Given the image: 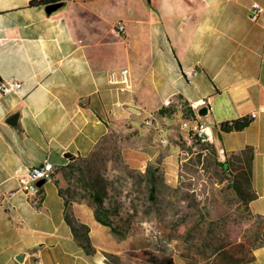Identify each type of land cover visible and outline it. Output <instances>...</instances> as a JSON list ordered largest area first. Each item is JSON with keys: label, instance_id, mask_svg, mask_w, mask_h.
Masks as SVG:
<instances>
[{"label": "crops", "instance_id": "obj_1", "mask_svg": "<svg viewBox=\"0 0 264 264\" xmlns=\"http://www.w3.org/2000/svg\"><path fill=\"white\" fill-rule=\"evenodd\" d=\"M31 1L0 0V81L22 83L15 93L0 91V264H151L132 257L142 249L105 247L107 226L89 205L74 202L73 215L97 247L87 253L65 220L55 181L29 197L19 177L66 153L89 156L121 126L138 130L140 141L125 153H163L151 138L174 143L164 153H179V136L190 143L180 121L164 113L143 122L168 100L178 113L208 108L199 116L218 153L252 147L256 196L248 206L264 216V12L250 18L251 5L264 7V0H59L51 13L50 0ZM121 69L132 83L125 93L111 79ZM246 116L252 121L243 130H221ZM254 253L245 264H264V244Z\"/></svg>", "mask_w": 264, "mask_h": 264}, {"label": "rangeland", "instance_id": "obj_2", "mask_svg": "<svg viewBox=\"0 0 264 264\" xmlns=\"http://www.w3.org/2000/svg\"><path fill=\"white\" fill-rule=\"evenodd\" d=\"M163 109L169 117L180 121L183 129L182 123L190 112L178 113L172 102ZM160 110L147 115L143 122L149 117L153 122L161 118L164 113ZM137 134L138 130L121 126L87 158L76 160L71 167L63 166L64 157L52 161L59 167L55 181H59L73 203L90 204V192L95 185L105 206L112 210L118 231L115 233L107 226L109 235L103 234L100 239L105 247L126 248V252L149 249L169 257L174 264H215L218 252L231 248L229 226L237 222L243 225L244 236L240 240L247 244L261 241L253 228L257 219L249 224L244 202L232 187L234 174L247 172L244 158L248 152L214 153L179 136L175 141L179 153H164L174 143L165 147L161 142H153V138L152 147H160L163 153H125V147L139 148ZM146 155L152 158L148 160ZM220 161L230 162L232 171L224 170ZM149 166L156 177L153 194L146 174ZM249 195L248 191L244 196Z\"/></svg>", "mask_w": 264, "mask_h": 264}, {"label": "trees", "instance_id": "obj_3", "mask_svg": "<svg viewBox=\"0 0 264 264\" xmlns=\"http://www.w3.org/2000/svg\"><path fill=\"white\" fill-rule=\"evenodd\" d=\"M53 3L59 2V0H50ZM43 3L42 0H32L31 5L35 4H41ZM161 113H165L164 109L160 110ZM190 112V111H189ZM197 114L190 112L187 119H191L196 117ZM252 121V117L246 116L242 118H238L232 121H226L221 124V130L224 132H231V131H239L246 128ZM195 145H199L198 143H195ZM200 147L207 148L210 151H213L214 153H217V149L212 144H204L200 145ZM248 152V155L246 158H244L245 162V170L247 172H241L236 173L234 176L236 177V180L234 181L232 187L240 197V199L244 202V207L248 215V220L250 221L249 224H253V221L257 219V224L253 226V228L257 229L258 235L261 239L259 243L256 244H247L243 240H240L243 235L242 227L243 225H240L235 223V225L229 226V240L231 248L227 249L224 248L217 254V259L215 261V264H245L249 263L255 260L256 256L254 253V249L258 244H264V216L254 214L250 211L248 202L250 199L254 198L256 194L252 190L251 185V170H252V159H253V153H252V147H247L243 153ZM235 154V153H232ZM88 157V156H87ZM87 157H75L73 155H70L68 153L65 154V160L66 163L63 164L66 166L71 167L72 164L79 159H85ZM231 160V159H229ZM220 164L222 168L228 172L232 171L229 167L230 162L228 161H220ZM57 167V166H56ZM59 167H57L58 170ZM147 179L149 180L151 184L150 193L153 194L156 191V177H155V171H152L151 167H147ZM59 188V194L63 197L65 201V220L67 224L71 227V230L75 236V239L79 243L80 246H82L87 253H95V247L91 241V238L89 236V226L85 223H81L75 218V216L72 213L71 210V204L74 200H70L67 195L64 193L63 188L61 187L59 181H55ZM93 189L90 192V197L92 199L91 203H87L94 211L95 219L97 222L104 226L110 227L113 232H117L118 229L115 226L114 220H113V213L110 208L105 206L104 198L101 195V193L96 190L97 188L95 185H93ZM44 185L40 187V191L37 196L41 195L43 192ZM250 193L248 198H246L244 195L246 192ZM199 222H197V225ZM132 257L137 259L140 262H150L151 264H174L173 261L166 256H159L155 253H152L149 249H142L139 251H136L134 254H132ZM158 257V258H157ZM161 257V258H160Z\"/></svg>", "mask_w": 264, "mask_h": 264}, {"label": "built area", "instance_id": "obj_4", "mask_svg": "<svg viewBox=\"0 0 264 264\" xmlns=\"http://www.w3.org/2000/svg\"><path fill=\"white\" fill-rule=\"evenodd\" d=\"M264 12V7L258 2H254L250 8V18L253 21H257L261 14ZM114 30L120 33H124L126 28L123 23H117L114 25ZM112 83L119 84V90L122 93L129 91L132 87L130 80V74L128 69H121L119 72L114 71L111 75ZM22 88V83L16 79L1 80L0 81V91L4 94L15 93ZM170 100L166 101V105L170 104ZM118 105H121L119 103ZM145 123L147 125L153 124V119L151 117L147 118ZM182 128L189 132V142L198 143L199 145H208L213 141L212 135L209 133L208 124L203 121L197 114L196 117L191 119H186L182 123ZM224 155V152L222 151ZM57 167L54 163L46 160L40 165L32 166L27 169L26 173L19 177L20 189L27 195L37 196L40 191V186L38 182L40 180H45L46 182H54L56 180ZM34 264H43V262L38 258Z\"/></svg>", "mask_w": 264, "mask_h": 264}, {"label": "water", "instance_id": "obj_5", "mask_svg": "<svg viewBox=\"0 0 264 264\" xmlns=\"http://www.w3.org/2000/svg\"><path fill=\"white\" fill-rule=\"evenodd\" d=\"M60 6H61V3H59V2H57V3H50V4H48V5L46 6V11H47L48 13H51V12L55 11L56 9H58ZM207 113H208V108H207V107H203V108H201V109L199 110V115H200V116H204V115H206ZM17 117H18L17 114H16V115H13V116L11 117V119L9 120V122H10L11 124H14V123L16 122ZM45 183H46L45 180H40L37 184H38V186L41 187V186L44 185Z\"/></svg>", "mask_w": 264, "mask_h": 264}]
</instances>
